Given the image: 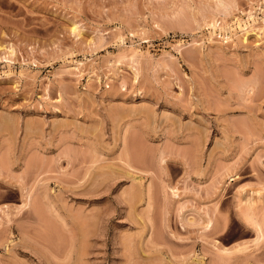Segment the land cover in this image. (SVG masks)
Instances as JSON below:
<instances>
[{"label":"rangeland","instance_id":"374dc122","mask_svg":"<svg viewBox=\"0 0 264 264\" xmlns=\"http://www.w3.org/2000/svg\"><path fill=\"white\" fill-rule=\"evenodd\" d=\"M262 180L264 0H0V264H264Z\"/></svg>","mask_w":264,"mask_h":264},{"label":"bare ground","instance_id":"6f19581e","mask_svg":"<svg viewBox=\"0 0 264 264\" xmlns=\"http://www.w3.org/2000/svg\"><path fill=\"white\" fill-rule=\"evenodd\" d=\"M75 30V28H73V31ZM197 149V148H196ZM160 156H162V155H160ZM159 158V163H164L163 161H165L164 159H163V156L162 157H158ZM158 163V162H157ZM162 165H161V167H160V169H162ZM157 169V168H156ZM164 169V168H163ZM158 170H159V168H158ZM159 173H160V171H159ZM158 173V174H159ZM157 177V176H156ZM158 178H159V175H158ZM161 180V179H160ZM262 183L264 184V181L262 180ZM137 186H138V184H137ZM163 186H165V185H161V187H163ZM170 187V186H169ZM168 187V188H169ZM165 188H166V186L162 189L161 188V190H162V192H161V194H163V195H165ZM147 193H148V195H146L147 197H148V200H150L151 199V197H152V193L149 191V190H151L150 188L148 189L147 188ZM146 193V194H147ZM151 193V194H150ZM170 194H172V197H177L178 195H177V193H176V190H174V189H171V191H170ZM150 195V196H149ZM167 195H168V193H167ZM240 198L242 197V194H240V195H238ZM136 197V196H135ZM165 197V196H164ZM131 200V199H130ZM164 200V199H163ZM148 204H149V201H148ZM260 206V205H259ZM148 207V206H147ZM255 207V206H254ZM256 207H257V205H256ZM260 208V207H259ZM258 209V208H257ZM254 210H256V209H254ZM242 212V211H241ZM214 213V212H213ZM243 213V212H242ZM245 215L243 216L242 215V217H239V215L237 214V218H238V220L241 222V224H243V226L245 227V228H247V230L249 231V230H251V231H253L254 233H255V235H256V240H255V242H262V240H263V238H264V219H263V214H262V211H259V212H256V211H251V212H249V214H246V211H245V213H244ZM214 217H216L215 215H214ZM213 218V217H212ZM212 218H211V220H212ZM211 223H212V221H208V223H207V225H206V229L207 228H210V232H209V234L211 233V232H213L214 233V231H215V228L211 225ZM184 228V227H183ZM244 228V229H245ZM185 229V228H184ZM250 233V232H249ZM260 244V243H259ZM256 246H257V244H256ZM246 247H241V246H239L238 248H235V249H233V250H228V249H226V248H218L217 249V253H218V255H226V257L228 256H230V254L231 253H235V252H242L244 249H245ZM221 260H223V259H221ZM226 260H228V259H226ZM224 261V260H223ZM229 261V260H228ZM225 262V261H224ZM223 263V262H222ZM228 263V262H227Z\"/></svg>","mask_w":264,"mask_h":264}]
</instances>
